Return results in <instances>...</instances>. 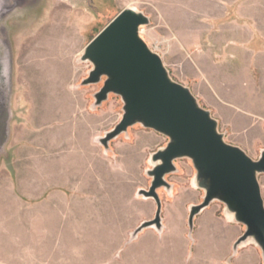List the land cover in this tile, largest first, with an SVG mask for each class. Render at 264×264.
Wrapping results in <instances>:
<instances>
[{"label":"rangeland","instance_id":"rangeland-1","mask_svg":"<svg viewBox=\"0 0 264 264\" xmlns=\"http://www.w3.org/2000/svg\"><path fill=\"white\" fill-rule=\"evenodd\" d=\"M0 5L7 8L0 27L11 59L9 132L0 155V264H206L208 228L243 232V225L228 223L234 224L225 205L215 200L195 216L189 237V206L204 193L195 185L192 162L180 158L176 171L166 175L171 191L158 189L162 229L145 228L131 239L143 220L154 217L155 201L149 205L137 190L149 186L151 153L168 139L136 124L105 149L99 137L120 119L122 101L110 94L93 107L102 83L82 84L91 63L80 55L122 8L141 10L150 20L141 36L171 76L211 111L226 141L258 158L264 148V0H2ZM61 97L64 112L55 104ZM56 105L62 135L65 122H74L69 127L77 132L76 141L96 146L112 163L111 176L98 178L111 185L113 199L97 201L112 208L108 215H94L95 201L87 197L49 200V192L40 195V184L38 192L25 190L27 133L32 126L39 136L54 133L40 128H47ZM40 158L34 153V165L40 167ZM259 180L264 196V174ZM233 257L227 246L226 264H234Z\"/></svg>","mask_w":264,"mask_h":264},{"label":"water","instance_id":"water-1","mask_svg":"<svg viewBox=\"0 0 264 264\" xmlns=\"http://www.w3.org/2000/svg\"><path fill=\"white\" fill-rule=\"evenodd\" d=\"M6 12L5 5H0V18ZM149 21L141 10L124 7L88 41L80 55L81 61L91 63L82 84L102 83L93 94V107L101 105L110 94L122 101L120 119L99 137L105 149L111 140L136 124L168 139L151 153L152 166L146 171L151 178L149 186L137 190V196L155 201L154 217L143 220L131 239L145 228L162 229L158 189L171 191L166 175L176 171L175 160L187 158L196 171L195 185L204 193L201 202L189 206V237L195 216L213 201H220L229 220L244 226L232 245V256L251 243L259 248L264 264V196L259 180L264 174V148L258 158H253L242 147L225 140L211 111L200 104L189 86L171 76L161 55L141 36V27ZM10 93L11 59L1 51L0 155L9 132Z\"/></svg>","mask_w":264,"mask_h":264},{"label":"crops","instance_id":"crops-1","mask_svg":"<svg viewBox=\"0 0 264 264\" xmlns=\"http://www.w3.org/2000/svg\"><path fill=\"white\" fill-rule=\"evenodd\" d=\"M61 99L62 100L60 102L56 100L57 102L55 101V104H60L63 109L62 112H64L65 103L62 97ZM33 103L35 104L36 102L34 101L32 104ZM23 104H25V102L19 103L18 106ZM57 105L56 107L54 106V110L51 111V116L47 120V123L49 122L47 128H40L41 131H44L43 129L52 131L56 129L54 133L48 132L49 134L47 137H44L43 135L39 136L37 134L38 129L34 130L33 126L30 128V132L27 133V136L31 138V140L30 146H28L30 151H27V154L29 155H26L25 163L28 176H30L31 179H27L25 183V190L38 192V184H40V195H42L45 191L49 192V200H52L54 195L59 196L63 200L70 199L72 201L81 200L83 198L85 199V197H87L90 202L95 201L93 206V210H95L94 215H108L110 211H112V208L110 206L107 207V205L103 208L101 205L97 206V201L102 200L108 202V200L113 199L111 185H108L107 187L101 183L99 184L98 178L103 180L104 178L106 179L111 176L112 163L97 150L96 146L79 144L78 138L76 141L77 132L74 134L75 130L69 127L72 126L71 123L74 122H71V125L69 122H65V124L68 125V128L62 129L63 133H65L62 135V131L59 127L62 122L60 119L63 117L60 116L61 109L58 110ZM37 112L39 113V111ZM33 116L35 115H32V117L30 115V121H33ZM41 116H37V120L40 119ZM34 135L36 136L34 137ZM32 137L35 139H32ZM38 137L40 139H38ZM60 137L62 140H60ZM34 143L40 145L39 151L35 148L37 146H34ZM34 153H40V167L34 165ZM97 163L100 165H97ZM126 166V169L130 170L131 163ZM38 176L40 182H37ZM82 194L84 196H81ZM135 202H140V200L136 199L134 200V203ZM146 203L151 205L153 201L148 199L146 200ZM228 223L233 226L238 225L231 222ZM222 229H225L224 226L208 228V234H210L211 237L209 236L205 240V243L209 248V251H207V260L205 261L206 264H226L224 259L225 248L227 246L228 248H232L233 242L242 233L239 232L238 229H235L234 233L232 232L229 235L228 232H225ZM181 232L183 235V229H181ZM211 233H213L215 237H213ZM233 262L234 264H263L259 248L251 243L238 249L237 253L233 257Z\"/></svg>","mask_w":264,"mask_h":264},{"label":"flooded vegetation","instance_id":"flooded-vegetation-1","mask_svg":"<svg viewBox=\"0 0 264 264\" xmlns=\"http://www.w3.org/2000/svg\"><path fill=\"white\" fill-rule=\"evenodd\" d=\"M1 36H2V32H1V27H0V52L4 51L6 53H9V50L7 49L8 45L6 46V45L2 44Z\"/></svg>","mask_w":264,"mask_h":264},{"label":"bare ground","instance_id":"bare-ground-1","mask_svg":"<svg viewBox=\"0 0 264 264\" xmlns=\"http://www.w3.org/2000/svg\"><path fill=\"white\" fill-rule=\"evenodd\" d=\"M141 31H142V29H141ZM58 35V34H57Z\"/></svg>","mask_w":264,"mask_h":264}]
</instances>
